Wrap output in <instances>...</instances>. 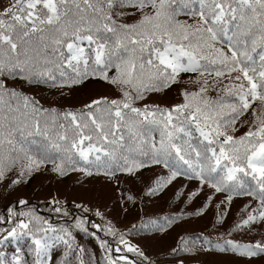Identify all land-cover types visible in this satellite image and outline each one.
Wrapping results in <instances>:
<instances>
[{"label":"snow or ice","instance_id":"1","mask_svg":"<svg viewBox=\"0 0 264 264\" xmlns=\"http://www.w3.org/2000/svg\"><path fill=\"white\" fill-rule=\"evenodd\" d=\"M117 8H132L140 15L123 22L135 13ZM181 14L196 19L180 21ZM181 73L198 74L193 81L197 87L184 89L181 103L136 106L146 94L176 84ZM17 78L59 88L98 78L120 96H101L79 109L42 108L7 86L6 79ZM210 91L224 95L213 98ZM249 109L254 119L237 136V123ZM151 167L164 172L147 189L150 196L180 176L199 182L190 199L205 187L211 190L197 215L207 211L217 193L227 194L221 204L228 205L234 196L253 197L257 206L245 205L241 211L246 215L229 235L264 222V0H10L0 11V180L14 169L10 187L41 170L116 180ZM120 196L124 203H135L131 189ZM49 203V212L69 215L62 201L53 198ZM75 207L91 211L81 204ZM94 215L102 223L85 215L54 223L27 199L13 202L0 214V264H51L59 246L64 248L61 264H71L73 253L77 264H85V249L74 231L99 242L104 264H154L126 237L149 225L165 231L173 223L167 217L164 224L142 221L125 233L99 208ZM226 215L218 212L217 223ZM97 231L112 238L115 247ZM201 239L198 248L195 240L189 246L180 237L172 253L215 248L249 259L264 256V239L213 244L208 237H196ZM9 244L15 247L10 255L3 250Z\"/></svg>","mask_w":264,"mask_h":264},{"label":"trees","instance_id":"2","mask_svg":"<svg viewBox=\"0 0 264 264\" xmlns=\"http://www.w3.org/2000/svg\"><path fill=\"white\" fill-rule=\"evenodd\" d=\"M3 2H10V0H0V4ZM4 8V5L2 6V9ZM182 17L183 21H186L188 23H193L196 18H191L189 16H180ZM258 51V50H257ZM255 55V54H254ZM258 60V56H257ZM191 76L190 74L185 73L184 76ZM195 76V75H192ZM93 81V78H90L89 80L85 81V84H88L86 87H92L91 82ZM96 85L101 87V89L109 90L115 98H119L120 93L119 91L108 84L107 82L95 78ZM90 83V84H89ZM9 88L17 90L19 93H22L24 95H27L29 97H32L35 99V101L38 102L39 106L42 108H53V106L59 101L63 100V97H61L63 91L59 89L58 87H52L50 84H39V83H29L27 80L24 79H10V84L7 85ZM97 86V88H99ZM173 88V87H172ZM171 88V89H172ZM170 90V88H169ZM95 91L96 88H95ZM164 91V90H163ZM217 93H223L222 91H217ZM177 102L175 99L171 100L169 97L168 93H163V92H154V93H148L145 96L144 100H139L136 101V106L138 107H143L145 104L148 105H160L161 107H164L168 104L175 103ZM12 105L15 106L16 100L13 99L11 101ZM79 106L78 102L73 103V108H77ZM254 119L253 113L250 112L243 120H241L237 124V129L238 131L235 133V135L240 136L243 135L246 131H248L249 126L252 123V120ZM80 173H72L70 174L71 179H75ZM60 183H65L67 182V179L61 177L59 179ZM26 187H31L32 189H36L29 198H23L27 199L31 205H34L39 213H45L41 214L44 215L48 218H51L52 220H56V222L59 223H64L66 221L65 217L57 216L56 213L54 212H49V208L52 207V205L49 203V201H42L38 197L39 191L42 189L41 185L37 184L36 181L27 180V183L24 184ZM199 187V182L196 180H189L184 176L178 177L171 185H169L167 188H165L162 192H160L158 201L161 202L160 209L163 211H167L166 217L169 220H173V223L171 224L170 227H168V230L171 228H176L177 231H181L182 234H186V232L190 231H201V229L198 228H188L190 225H195L198 223V219L192 213L195 209H200L203 208L205 205V202L207 200V196L211 194V190H209L207 187H205L204 191L201 192L198 196L195 198L190 199V193L193 191H196L197 188ZM182 193V195H181ZM216 195H222L219 199V202L217 205H219V208H217V205L214 206L212 212L207 214L204 219L206 220V224L204 226L203 221L201 223L203 224L204 228H202L203 233L207 234V236H210L209 231L212 229H219L218 226L215 227V221L217 218V213L221 212L223 208L225 207L224 204H221V201H223L224 196H226V193H217ZM215 195V196H216ZM24 197V196H22ZM13 198H18L14 196ZM18 201V199H15ZM9 203V202H8ZM66 205V204H65ZM245 205H251V208H254L257 206V201L253 199L251 196H234L232 202L228 207L231 209L230 214H235L239 213V220L241 219L242 216L246 215V213H243L241 210L245 207ZM66 206H71V204H67ZM0 207L1 206L0 204ZM9 207V206H8ZM5 207L4 210H0V214H4L5 210L8 208ZM251 208L248 209V211H251ZM204 215H197V217H203ZM262 222H257V225L259 226ZM201 225V224H200ZM150 229L147 233V235H152L155 233H158L157 230H154L151 225H149ZM122 232L127 233V230H121ZM163 232V231H159ZM213 236H217L214 234ZM224 238L228 237H233L234 234L231 233L229 235V231H226L223 233ZM101 238H110V237H104V234L100 236ZM150 237V236H149ZM133 239V238H131ZM259 239H264V230L262 234H254L252 233L250 241L247 242H254L255 240ZM212 240V239H211ZM80 241V239H79ZM180 241L178 242V244ZM198 246L203 243L198 241ZM114 241L111 243L113 246ZM176 245V247L178 246ZM215 244V242H214ZM205 248L210 247L208 245H204ZM145 254L148 256V253H150V250L146 247H140ZM215 249V248H213ZM165 255H160L157 256L155 253H152L149 257L154 261V264H172V261L175 260V258H184L186 260H196V257L200 255L203 252H213L211 251H198L195 254H180V255H175L172 253L171 250L165 251ZM96 252H92V254H96ZM238 256V255H236ZM248 262L252 263H259V262H264V256H259V257H254V258H247V257H240Z\"/></svg>","mask_w":264,"mask_h":264},{"label":"rangeland","instance_id":"3","mask_svg":"<svg viewBox=\"0 0 264 264\" xmlns=\"http://www.w3.org/2000/svg\"><path fill=\"white\" fill-rule=\"evenodd\" d=\"M195 79H192L191 82L192 84L187 87L188 90L194 89L197 86L193 83ZM188 81H184L181 84L182 85H188ZM99 87V86H98ZM101 88V87H99ZM182 87H179L175 91H171L174 97L181 96L182 93ZM101 90H97L95 92H92L89 89H83V90H78L75 92V96L73 98H70L69 96H64L63 100L67 102L66 104L73 105L74 102H79L88 99L89 95H93L94 93L99 94ZM14 175L13 174H8L3 180H0V193H5L6 188L8 185V182L12 179ZM35 181L37 183L42 184V189L39 191V197L41 198H47L50 195H54L55 199L61 200L63 203H66L67 200L72 199L75 201H79L82 203H94L93 205H96L99 207V209H111L113 208L110 212L115 218L119 221L122 222L123 219L125 218V215L129 216V220L127 222H124L122 225L119 223L117 225V228L121 230H124L128 225L133 223L135 220H137L140 217L141 212H134V209L130 208V213H127L124 208H122V200H121V192L124 191H117L120 187H116L113 184L109 183H98L96 181H89L87 184L82 185L80 187L77 186H72L70 181H67L65 183H60L59 181H54L51 180L52 176L49 175L48 170H41L40 172L35 173ZM51 181V182H50ZM126 184L128 185V180H126ZM121 189H128V188H121ZM11 196L12 198L14 196L18 197V199L22 196L25 198H29L31 195H33L34 189L31 187H26L24 186V182L15 185V188L13 189ZM11 200H14L12 199ZM161 203V202H160ZM68 210V209H67ZM151 209H149L147 212H150ZM154 212H158V210H153ZM162 211V210H161ZM222 212V211H221ZM206 216V215H205ZM200 217L198 219V223L195 225L191 226H198V229L204 228L206 224V220L204 217ZM68 218H72V215H68ZM239 220V213L231 214L229 217L223 220L222 223H217V218L215 221V227L218 226L219 229H212L211 231L215 233L218 237H224L223 233L229 230V227L235 222ZM203 221V224L201 223ZM201 224V225H200ZM217 228V227H216ZM264 230V222H262L259 225V234L261 235ZM177 229L174 228L169 232L165 233H160L157 235H154L152 237H144L140 238L139 240L137 238L131 239L133 237L127 236L126 238L129 239L134 245H142L141 247L145 246L150 250V253H155V255L160 256V255H165V251L171 250L173 248H176V237H177ZM114 241V240H113ZM90 244V243H89ZM90 252H98V249L95 245L90 244ZM99 256V253H98ZM233 256H228L224 255L223 256H218L215 253H206L203 252L202 254L198 255L196 257V260L203 261L204 264H264V262H259V263H252L248 261H241V260H236L233 259ZM93 261V259H89V262ZM95 261V259H94Z\"/></svg>","mask_w":264,"mask_h":264}]
</instances>
